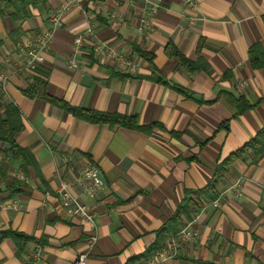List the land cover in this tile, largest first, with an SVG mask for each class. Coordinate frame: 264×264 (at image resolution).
<instances>
[{"label":"crops","instance_id":"1","mask_svg":"<svg viewBox=\"0 0 264 264\" xmlns=\"http://www.w3.org/2000/svg\"><path fill=\"white\" fill-rule=\"evenodd\" d=\"M150 1L159 7L47 0L22 21L0 17V116L15 105L22 127L14 141L27 150L0 159V203L7 205L0 209V264L28 262L34 249L37 264H71L80 253L86 264H141L186 192L210 184L216 167L264 128V0H193L194 8ZM56 11L60 26L43 61L24 69L16 43L33 41ZM112 11L122 20L111 19ZM145 13L152 25L139 31ZM90 26L93 38L76 49L75 36ZM93 42L133 68L94 52ZM34 78L52 100L126 115L134 125L90 122L29 97L23 90ZM0 147L10 151L8 142ZM90 163L104 183L92 223L70 214L55 194L70 182L72 195L91 202L77 181ZM216 189L219 206L202 200L183 218L194 238L162 264H264V151L232 158Z\"/></svg>","mask_w":264,"mask_h":264},{"label":"built area","instance_id":"2","mask_svg":"<svg viewBox=\"0 0 264 264\" xmlns=\"http://www.w3.org/2000/svg\"><path fill=\"white\" fill-rule=\"evenodd\" d=\"M152 11L159 7L158 3L152 2L150 0H145ZM183 3L195 7L193 0H181ZM111 19H116L118 21L122 20L123 16L120 13L112 11L109 13ZM151 17L145 13L138 18L137 28L139 31H144L151 28ZM60 26V12L56 11L49 15L48 25L42 30L31 42H17L16 47L18 51L23 55L24 60L22 62V67L24 69L33 70L38 64L43 61L42 53L48 48L50 39L54 32ZM85 38H93V28L88 27L83 34H79L74 38V46L78 49ZM94 52H100L106 55L110 59H114L121 66H128L130 69L133 68V63L128 61L114 48L108 46L103 42H93L91 43ZM74 62V61H73ZM71 61V63H73ZM242 85V83H240ZM10 154L0 147V159L6 158ZM78 184L82 192L90 199L91 202H83L77 196L72 195L68 190L70 182L61 181L57 188L55 189V194L60 198L62 206L72 215L79 216L88 222H94L98 216V212L95 208L98 193L103 189L104 183L101 178L100 170L95 163H90L81 169V175L78 178ZM235 194H240L237 188H233ZM94 202V205L93 203ZM213 205L215 207L219 206V197H216L211 202L205 203L203 205ZM7 205L5 203H0V209L5 208ZM194 238V233L190 228V223L182 226L176 233L168 235L163 244L160 245L155 251H153L141 264H162L167 258L174 257L177 254V249L183 241L192 240ZM95 241V237L92 236L89 239L90 243ZM40 256V251L34 249L30 253L28 262H21L20 264H37ZM71 264H86L85 253H80L76 256Z\"/></svg>","mask_w":264,"mask_h":264},{"label":"trees","instance_id":"3","mask_svg":"<svg viewBox=\"0 0 264 264\" xmlns=\"http://www.w3.org/2000/svg\"><path fill=\"white\" fill-rule=\"evenodd\" d=\"M46 1L47 0H0V17L10 15L14 21H22L30 15V7L37 6L38 4L44 5ZM136 51L142 56H147L145 52L139 49H136ZM175 55L184 60L179 53L176 52ZM23 92L29 97H41L52 100L46 92L45 82L39 78H34ZM52 101L58 103V105L74 115L90 122L107 123L110 125L115 123L127 126L134 125L133 119L126 115L88 111L83 108L70 106L60 100ZM246 107L247 105L243 104V106H240V110ZM18 117V110L13 104H7L4 115L0 116V142H8L10 144V151L8 153L14 157H22L27 153L25 148H21L14 141L15 133L22 127ZM247 150H251L254 154H260L264 151V128L256 133V135L237 151V153L229 156L216 167L215 178L210 184L197 191L191 190L186 192L183 204L177 209L173 217L160 228L157 233V240L150 250L158 248L159 245L163 243L165 235L176 233L183 225V218L189 219L192 214L199 210L202 205V200H213L218 196V191L216 189L217 183L226 172L228 164L231 162L232 158L237 155L239 156L242 152Z\"/></svg>","mask_w":264,"mask_h":264}]
</instances>
